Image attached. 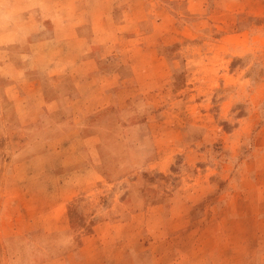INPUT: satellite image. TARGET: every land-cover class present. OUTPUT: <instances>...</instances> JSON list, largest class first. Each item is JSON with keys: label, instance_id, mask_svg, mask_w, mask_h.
Here are the masks:
<instances>
[{"label": "rangeland", "instance_id": "obj_1", "mask_svg": "<svg viewBox=\"0 0 264 264\" xmlns=\"http://www.w3.org/2000/svg\"><path fill=\"white\" fill-rule=\"evenodd\" d=\"M0 264H264V0H0Z\"/></svg>", "mask_w": 264, "mask_h": 264}]
</instances>
